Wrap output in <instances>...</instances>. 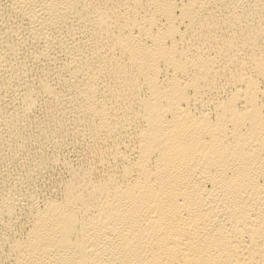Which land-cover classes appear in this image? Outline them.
<instances>
[{
    "label": "bare ground",
    "instance_id": "6f19581e",
    "mask_svg": "<svg viewBox=\"0 0 264 264\" xmlns=\"http://www.w3.org/2000/svg\"><path fill=\"white\" fill-rule=\"evenodd\" d=\"M0 264H264V0H0Z\"/></svg>",
    "mask_w": 264,
    "mask_h": 264
}]
</instances>
